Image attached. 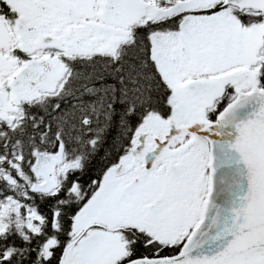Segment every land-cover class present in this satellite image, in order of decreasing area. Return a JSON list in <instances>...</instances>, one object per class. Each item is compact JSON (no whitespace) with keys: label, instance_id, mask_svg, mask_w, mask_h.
I'll return each instance as SVG.
<instances>
[{"label":"trees","instance_id":"trees-1","mask_svg":"<svg viewBox=\"0 0 264 264\" xmlns=\"http://www.w3.org/2000/svg\"><path fill=\"white\" fill-rule=\"evenodd\" d=\"M163 1L167 4L175 0L156 3ZM232 12L244 26L264 22V10L232 7ZM178 18L175 15L135 24L114 54L72 58L70 76L57 94L24 104L17 123L0 127V207L8 200L18 205L15 213L0 215V264H60L73 237L76 214L102 177L129 154L139 127L150 116L171 115L172 91L152 58L150 37L167 28L175 30ZM261 42L256 64L247 70V74L255 72V81L250 85L254 89H264V31ZM235 97L232 86H226L210 107L208 121H213ZM201 144L198 161L180 168L184 173L193 165L198 169L196 204L191 200L193 193L181 194L190 220L168 229V237L161 236L163 240H154L136 229L122 230L128 244L120 263L171 256L180 250L201 211L208 162L207 147ZM59 146L63 148V163L71 167L58 170L53 191H39L35 189L37 177L33 171L36 155L54 153ZM198 147L193 142L188 145L189 151ZM179 177L187 192L195 189L188 186L192 176L185 174L183 178L180 173ZM28 211L33 213L32 226L28 224Z\"/></svg>","mask_w":264,"mask_h":264},{"label":"rangeland","instance_id":"rangeland-1","mask_svg":"<svg viewBox=\"0 0 264 264\" xmlns=\"http://www.w3.org/2000/svg\"><path fill=\"white\" fill-rule=\"evenodd\" d=\"M72 1L78 10L89 15L90 8L87 4L89 0ZM214 1L180 0L169 7L157 9L152 6L154 0H106L101 13L106 24L96 29L98 36L90 42L94 47L88 46L87 41L80 37L82 32H76L66 41L64 48L67 49V53L114 50L116 44L126 38L127 27L145 12H148L152 19ZM226 13L228 12L223 11L213 16H184L177 31L157 33L151 38L152 58L172 89V116L167 120H162L158 116H150L145 120L137 132L129 157L126 156L104 175L93 194L76 214L74 237L66 246L60 264H111L120 259L121 254L125 253L123 251L125 245L114 229L117 223L119 225L134 223L129 218H123L132 215V211L138 215L136 219L139 221L135 222V225L142 227L143 223L145 227L158 229V224L159 233L167 237L169 230H174L180 221L190 220L181 196L183 192H188L179 174L181 173L183 178L185 174L192 176L188 186L192 185L197 190L199 179L195 178V175L198 169L193 165L192 169L184 173L180 168L183 170L198 161L201 156L198 143H202L203 147L207 146L204 139L194 138L193 143H196L198 148L186 152L178 165L176 178L168 185L174 170L166 160L148 168L143 179L142 172L136 169L130 171L131 173L136 171V175L129 173L127 160H131L133 155H145L148 143L156 137L157 132H164L167 141L170 139L180 141L188 135L187 140L191 142L193 131L195 130V133L199 131L201 118L204 120L205 114L201 115L203 106L208 105L227 82L242 81L246 73L231 74L240 70V67H231L238 64L246 66L254 62L255 46L260 33L264 31V22L240 28L237 21ZM112 24L114 36L111 38ZM99 38L103 40L99 41ZM95 39H98V43L94 42ZM200 72L211 75L193 76ZM247 83V80H244L234 89L241 90L252 85ZM26 88L27 86H22L21 91ZM187 122L189 128H184ZM157 142L160 143L157 146L159 149L164 147L160 141ZM187 148L188 146L184 150ZM159 152V150L156 154L147 152L150 155L146 158L148 166L152 164V158L163 156ZM60 156V150L36 156L33 166L38 178L36 189L46 191L53 188L55 170L61 161ZM145 199H148L149 203H144ZM16 205L8 200L0 207L1 214L15 211ZM28 216L31 217L32 214L29 212Z\"/></svg>","mask_w":264,"mask_h":264},{"label":"water","instance_id":"water-1","mask_svg":"<svg viewBox=\"0 0 264 264\" xmlns=\"http://www.w3.org/2000/svg\"><path fill=\"white\" fill-rule=\"evenodd\" d=\"M226 1L264 9V0ZM196 134L208 141L210 158L199 219L178 254L125 264H264V90L239 98Z\"/></svg>","mask_w":264,"mask_h":264},{"label":"flooded vegetation","instance_id":"flooded-vegetation-1","mask_svg":"<svg viewBox=\"0 0 264 264\" xmlns=\"http://www.w3.org/2000/svg\"><path fill=\"white\" fill-rule=\"evenodd\" d=\"M96 1L98 4L95 0L88 1L89 12L104 8L106 0ZM97 17L104 20L101 15L85 16L72 0H0V123L11 118L12 111L18 112L21 102L53 93L67 74L62 64L71 55L64 48L66 41L76 32H82L80 37L94 47L90 42L99 28L94 21ZM110 28L112 38L113 27ZM46 34L52 39L44 42L40 37ZM55 38L57 46L52 45ZM94 42L98 43V39ZM22 86L27 88L21 91ZM158 145L154 140L147 149L154 153L153 147ZM143 158L138 156L140 160Z\"/></svg>","mask_w":264,"mask_h":264},{"label":"bare ground","instance_id":"bare-ground-1","mask_svg":"<svg viewBox=\"0 0 264 264\" xmlns=\"http://www.w3.org/2000/svg\"><path fill=\"white\" fill-rule=\"evenodd\" d=\"M191 7V6H190ZM142 259V258H136L135 260Z\"/></svg>","mask_w":264,"mask_h":264}]
</instances>
